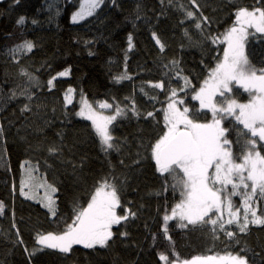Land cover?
<instances>
[{"label": "trees", "instance_id": "16d2710c", "mask_svg": "<svg viewBox=\"0 0 264 264\" xmlns=\"http://www.w3.org/2000/svg\"><path fill=\"white\" fill-rule=\"evenodd\" d=\"M79 5L0 0V264H177L220 256L264 264V184L254 186L252 169L246 180L220 165L255 153L264 159V140L222 112L248 102L247 94L231 84L208 102L217 114L193 100L222 62L236 14L257 10L264 19V0H99L76 23ZM242 53L253 75L264 74V34L248 37ZM80 97L108 108V148L79 115ZM181 117L209 130L203 155L210 150L212 161L193 172L184 164L161 172L156 152ZM28 165L57 189L52 212L9 190ZM201 170L210 199L205 217L173 219L194 182L188 177ZM105 186L119 205L103 245L93 238L96 246L65 251L39 246L43 235H61Z\"/></svg>", "mask_w": 264, "mask_h": 264}, {"label": "rangeland", "instance_id": "374dc122", "mask_svg": "<svg viewBox=\"0 0 264 264\" xmlns=\"http://www.w3.org/2000/svg\"><path fill=\"white\" fill-rule=\"evenodd\" d=\"M80 8L74 16V22L84 20L86 17L94 13L99 5V0H78ZM260 11H239L236 14L235 24L224 36V42L227 51L220 65L215 69L209 78L202 82L201 87L194 95L193 100L200 104L204 111L209 114H217V111L208 107V102L213 99H220L227 95L229 86L235 85L247 94L249 101L239 105L234 104L227 106L222 112L227 115H234L236 121L243 126L244 131L256 137L257 141L264 140V74L253 75L248 69L247 63L241 62L243 57V46L248 37L255 34H264V19ZM81 115L86 117L95 131L98 133L102 141L109 140L107 131L111 123V118L107 116V108L103 105H90L86 100H82ZM175 105L171 102L168 106L170 115H177ZM177 122L187 126L192 130L194 135V145L191 150L190 158L203 162L204 159H212L211 151L208 150V157L205 158L203 153L206 152V147L211 143V134L207 128L198 129V126L189 124L182 117L177 118ZM176 122V123H177ZM212 129H217L216 125H211ZM210 127V128H211ZM219 127V124H218ZM218 151H213L212 155H217ZM259 155V154H258ZM255 155L245 157L236 162L228 161L225 158L220 159V165H225L226 169L230 168V174L235 177L247 180V171L252 169L251 174L254 186L259 187L264 184V159ZM183 168V166H181ZM229 167V168H228ZM202 171V170H201ZM207 175L206 171H202L188 177L193 183L185 187L184 195L178 205L173 209L171 217L178 221L187 223H196L202 220L208 210V202L210 199L206 195L204 189V181ZM38 186H34L36 188ZM40 188V187H38ZM41 194H27V198L40 203L47 211L54 210L55 197L52 189L46 182L41 184ZM50 191L52 195H49ZM97 193V192H96ZM119 205L116 195L109 196L105 190H100L96 195L92 196L87 213L94 216H100L97 221V227L101 229L102 236L97 239L100 245L104 244L105 238L109 235L110 228L113 226L114 218H116V209ZM75 224L68 233L72 238H67L66 234L42 236L38 240L41 247H46L58 251H65L70 246L79 244L78 246L85 247L96 246L93 238H78L80 234H86L88 229V219L81 216L79 220H75ZM102 224V227L100 226ZM105 225V226H104ZM98 229V230H99ZM104 236V238H103ZM174 264V263H173ZM177 264H246L244 260L238 257L220 256L209 257L207 259H195L190 262H181Z\"/></svg>", "mask_w": 264, "mask_h": 264}, {"label": "bare ground", "instance_id": "6f19581e", "mask_svg": "<svg viewBox=\"0 0 264 264\" xmlns=\"http://www.w3.org/2000/svg\"><path fill=\"white\" fill-rule=\"evenodd\" d=\"M82 100H86L84 99L83 97H80V100H79V103H80V107H79V115L83 118H85L87 121H89L86 117L82 116L81 115V108H82V103L81 101ZM70 101V99H68V102ZM87 101V100H86ZM88 102V101H87ZM89 103V102H88ZM90 105H101V104H91L89 103ZM104 106V105H103ZM105 107V106H104ZM108 109V108H107ZM108 116V115H107ZM112 121V119H111ZM90 122V121H89ZM111 124V123H110ZM177 128L173 131H170L168 133L169 137L163 142L162 146L158 149V151L156 152V157H157V163H158V167H159V170L161 172H166L168 171L170 168H167V169H163L162 168V164H161V161H160V150L163 146H165L170 140L174 139L180 131L182 130H187L188 132H190L192 135V138H191V143H190V147H189V153L191 154V150H192V147L194 145V135H193V132L192 130L190 129H187V126L183 125L182 123H179L177 122ZM199 129V128H198ZM103 145L105 147H109V141H102ZM190 154H188L187 156L183 157V159L178 163V164H184V166H186L190 172L194 171V168H195V165L197 163H200L199 160L197 161H194L192 160L189 156ZM177 166V165H176ZM192 171V172H193ZM44 182H46L52 189H54L53 191V195L56 197L58 195V191L57 189L54 188L53 185H51L47 180H45L43 177H40L37 173H36V170L34 169V167L28 165V167L26 168H23L22 170V174H20V178H19V182H15L13 184L10 185V188L9 190L12 192V193H21L23 194L24 198H26L27 200L39 205L41 208H43L44 210H46L40 203L38 202H35L31 199H28L27 198V194L33 192V194H41V184H44ZM34 186H38L36 188H33ZM100 190H105L106 193L111 197L113 195H116L117 194L110 188V187H100V188H97L96 190L93 191L92 193V196L96 195ZM97 192V193H96ZM49 195H52V192L50 191ZM87 208H88V205L85 207V209L81 210L77 215H75L71 222L64 228L63 231L60 232V234H66V237L67 238H72L68 233L70 232V230L72 229V227L74 226V224L76 223L75 220H79V218H81V216L83 217H86L88 219V225L85 226L88 230L85 231L86 234H80L78 236V238H100V236H102V233L98 232L100 231L101 229H99V226L97 227V221L100 220V216H94V215H90L87 213ZM118 209V207H117ZM116 209V211H117ZM116 216H117V213H116ZM102 227V224L100 225ZM105 226V225H104ZM99 229V230H98ZM49 234H46V235H43V236H47ZM104 238V236H103Z\"/></svg>", "mask_w": 264, "mask_h": 264}, {"label": "water", "instance_id": "95a60500", "mask_svg": "<svg viewBox=\"0 0 264 264\" xmlns=\"http://www.w3.org/2000/svg\"><path fill=\"white\" fill-rule=\"evenodd\" d=\"M187 130H182L160 150V161L163 169L172 168L187 156L192 135Z\"/></svg>", "mask_w": 264, "mask_h": 264}]
</instances>
